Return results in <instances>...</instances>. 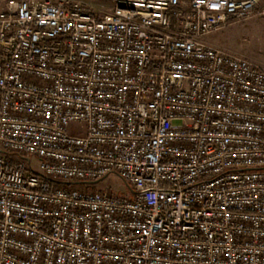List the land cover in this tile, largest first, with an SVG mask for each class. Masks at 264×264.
I'll return each mask as SVG.
<instances>
[{"label":"built area","instance_id":"2783aa9c","mask_svg":"<svg viewBox=\"0 0 264 264\" xmlns=\"http://www.w3.org/2000/svg\"><path fill=\"white\" fill-rule=\"evenodd\" d=\"M255 19L264 0L0 1V264H264V62L204 40ZM111 174L133 199L58 185Z\"/></svg>","mask_w":264,"mask_h":264},{"label":"rangeland","instance_id":"374dc122","mask_svg":"<svg viewBox=\"0 0 264 264\" xmlns=\"http://www.w3.org/2000/svg\"><path fill=\"white\" fill-rule=\"evenodd\" d=\"M5 1V0H0ZM204 40L214 46L243 55L249 59L264 62V27L260 19L250 22H235L206 36ZM85 125L82 123L72 124L69 133L82 135ZM6 155V154H4ZM69 187L94 191H111L115 196L133 199L134 195L120 177L115 174L91 182L68 181Z\"/></svg>","mask_w":264,"mask_h":264},{"label":"trees","instance_id":"16d2710c","mask_svg":"<svg viewBox=\"0 0 264 264\" xmlns=\"http://www.w3.org/2000/svg\"><path fill=\"white\" fill-rule=\"evenodd\" d=\"M58 185H60L62 187H68L69 186L68 183H63V182L58 183Z\"/></svg>","mask_w":264,"mask_h":264}]
</instances>
